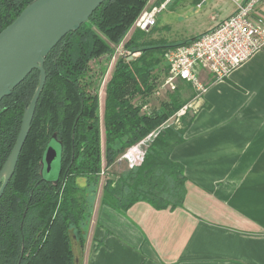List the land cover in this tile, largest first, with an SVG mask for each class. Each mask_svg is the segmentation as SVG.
<instances>
[{
	"label": "trees",
	"instance_id": "1",
	"mask_svg": "<svg viewBox=\"0 0 264 264\" xmlns=\"http://www.w3.org/2000/svg\"><path fill=\"white\" fill-rule=\"evenodd\" d=\"M31 1L0 0V31ZM148 1H103L46 55L45 84L0 197V264H79V249L85 243L97 196L102 205L120 212L137 201L155 209L182 206L185 176L182 165L170 154L182 141L185 126L161 125L188 98H182L180 87L159 98L157 104H149L150 113L142 112L141 106L152 96L159 73L167 71L165 52L199 35L157 44L144 34L153 29H135L125 39ZM120 42L136 56L118 57L105 85L101 147L98 83L93 78L100 79L104 69L99 65L92 70L91 63L110 58ZM38 76V70H32L0 101V170L14 145ZM151 132L139 165L128 168L117 160ZM53 134L60 142L55 182L40 173V160Z\"/></svg>",
	"mask_w": 264,
	"mask_h": 264
},
{
	"label": "crops",
	"instance_id": "2",
	"mask_svg": "<svg viewBox=\"0 0 264 264\" xmlns=\"http://www.w3.org/2000/svg\"><path fill=\"white\" fill-rule=\"evenodd\" d=\"M191 1L201 8L207 0ZM230 2L210 0L207 26L188 38L231 15ZM250 18L264 24V3ZM199 78L201 94L179 82L187 111L172 124L185 126L170 154L185 176L182 206L137 201L120 212L97 196L79 264H264V48L222 80L203 69Z\"/></svg>",
	"mask_w": 264,
	"mask_h": 264
},
{
	"label": "water",
	"instance_id": "3",
	"mask_svg": "<svg viewBox=\"0 0 264 264\" xmlns=\"http://www.w3.org/2000/svg\"><path fill=\"white\" fill-rule=\"evenodd\" d=\"M103 1L105 0H32L0 31V101L32 70L39 72L36 88L24 107L16 140L0 170V197L13 174L45 84L46 55L68 32L77 30L85 23ZM59 153L60 142L53 134L40 160V173L45 178V173L49 171L56 156L59 161ZM56 178L57 176L50 180L55 182Z\"/></svg>",
	"mask_w": 264,
	"mask_h": 264
},
{
	"label": "built area",
	"instance_id": "4",
	"mask_svg": "<svg viewBox=\"0 0 264 264\" xmlns=\"http://www.w3.org/2000/svg\"><path fill=\"white\" fill-rule=\"evenodd\" d=\"M232 1L235 4V10L231 15L211 29L199 34L191 42L169 48L165 52L164 60L167 71L157 83L152 96L161 98L162 93L175 90L179 82L191 85L197 94H201L205 91L206 85L199 78V70H207L214 80H222L252 54L264 48V24H257L250 18L253 8L259 3H264V0ZM162 7L163 5L145 7L131 27L148 31L155 25L156 14ZM116 47L120 48L118 57L134 58L136 55L125 49L123 42ZM113 54L111 55L112 61L116 60ZM141 111L150 113L149 104H143ZM186 111L187 105L182 106L161 127L178 123L179 117ZM153 133L151 132L129 147L117 160L125 162L128 168L139 165ZM100 174H104L103 169Z\"/></svg>",
	"mask_w": 264,
	"mask_h": 264
},
{
	"label": "rangeland",
	"instance_id": "5",
	"mask_svg": "<svg viewBox=\"0 0 264 264\" xmlns=\"http://www.w3.org/2000/svg\"><path fill=\"white\" fill-rule=\"evenodd\" d=\"M169 1V0H168ZM224 2L231 3L230 0H223ZM210 0L206 1V5L201 8L196 7L191 0H171L170 4L165 8L161 9L156 14V25L150 34L144 33L146 37L153 39L155 43H174L183 41L188 37L197 34L201 29L207 26L208 19V11L210 8L208 6ZM148 3V2H147ZM151 4H146V8H150ZM144 7V8H145ZM134 28H130L126 38H129L131 34L134 32ZM125 38V39H126ZM117 46V45H116ZM114 46V48L116 47ZM120 48L116 47L113 56L117 60L119 56ZM136 56V55H135ZM115 60L112 61V57L108 59H103L98 63H91L92 70H96V68L100 65L102 69H104V73L102 77L99 79L98 76L93 78V82L97 85V93H98V118H99V129H100V142L101 147H103V127H102V115H103V100L105 95V85L107 83L108 78L110 77L111 70L113 69ZM163 73H159L156 81L159 82L163 77ZM99 79V81H98ZM186 85V84H185ZM185 85H181L178 83L177 89L185 87ZM166 96V92L161 94V98ZM188 95H183L182 98H187ZM158 97L155 98L151 96L148 104L155 105L157 104ZM58 173V157L52 161L50 169L47 173H45L46 177L49 179H54ZM105 174L102 175L104 177Z\"/></svg>",
	"mask_w": 264,
	"mask_h": 264
}]
</instances>
